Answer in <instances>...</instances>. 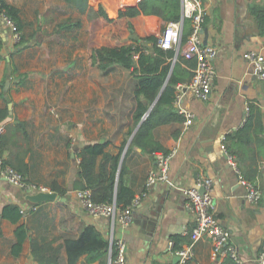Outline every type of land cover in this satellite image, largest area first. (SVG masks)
Listing matches in <instances>:
<instances>
[{"label":"crops","instance_id":"0c3cea01","mask_svg":"<svg viewBox=\"0 0 264 264\" xmlns=\"http://www.w3.org/2000/svg\"><path fill=\"white\" fill-rule=\"evenodd\" d=\"M5 1L19 10L24 22L21 31L25 42L18 49L11 32L0 22L3 41L0 107L7 106L9 114L1 122L0 132L6 130L7 124H12V134L18 138L17 143H11L9 151H4L3 157H11L16 162L21 159L29 180L50 190L52 184L59 185L66 188V193L62 199L33 202L28 197L31 193L0 176V264H39L30 251L32 237L62 243L57 264H70L64 239L77 237L90 224L100 230L109 243L112 235L126 241L128 264H176L179 257L170 250L168 242H174V237L180 247L190 242L189 230L194 220L182 187L194 184L198 175L212 179V214L229 229L230 241L236 245L239 257L246 264H260L256 258L264 250V156L258 158V172L252 174L251 167L255 166L252 160L248 157L238 160L235 141L226 140L224 149L221 136L243 127L246 106L253 101L261 109L262 122L257 126V134L264 139V78L257 76L244 55L249 50L264 54V34L260 33L250 10L253 4H264V0L201 1L200 35L203 41L217 48L212 90L207 100L195 97L188 88L182 89L178 100L174 99L173 107L179 113L181 108L193 112V121L188 126L183 124V117L153 127L154 140L165 151L175 148L169 162L170 182L158 181L149 189L132 208V221L126 227L111 216H92L75 195V190L81 188L74 185L80 182L79 148L103 139V142L109 140L106 149L115 153L126 141L124 154L139 123L129 134L133 109L126 118L105 115V109H108L105 97L110 96L108 86L118 79L114 76L116 67H123L102 71L92 60L93 48L83 56L81 27L85 20L97 18L103 22L96 31V37L103 41L98 46H114L129 43L132 35H156L166 21L159 15L144 13L110 21L97 14L93 3H100L105 12L113 16L123 0H88L84 9L77 5V0H62V4L72 10L62 13L59 19L45 4L47 0ZM182 7L180 0L181 16ZM49 15L54 16L48 19ZM38 17H41L39 21ZM77 19L80 22L75 24L73 21ZM62 22L67 26L62 27ZM184 22L186 38L191 21L186 18ZM126 24L130 25L129 38L115 43L116 33L122 34ZM62 41L67 55L63 70ZM190 69L193 72V67ZM133 79L132 91L136 85L134 76ZM18 121L21 124L17 125ZM263 142L251 144L257 150ZM156 152L137 145H132L129 150L124 179L135 194L144 189ZM239 174L244 179L246 174L254 175L251 180H246L261 190L258 201L248 200V186L240 180ZM10 202L26 212H21L16 221L1 214L2 206ZM20 223L26 225L27 236L16 252L13 248L17 240L15 228ZM228 256L214 255L211 239L203 237L193 244V255L185 264H229ZM110 258L109 246L99 257L89 259V255L83 253L72 264H110Z\"/></svg>","mask_w":264,"mask_h":264},{"label":"trees","instance_id":"16d2710c","mask_svg":"<svg viewBox=\"0 0 264 264\" xmlns=\"http://www.w3.org/2000/svg\"><path fill=\"white\" fill-rule=\"evenodd\" d=\"M93 1V0H92ZM97 8V14L102 15L107 20H113L121 16H135L140 13L156 14L161 16L166 23L176 21L180 18V0H123L118 4L116 13L108 15L100 3L93 1ZM77 5L84 9L88 5V0H77ZM0 10H4L15 22L19 30H22L24 22L19 15V10L14 5L0 0ZM252 14L257 20L260 33L264 34V4H253L250 7ZM75 24L80 21L74 20ZM185 25V22H184ZM62 27L67 23L62 22ZM185 31L183 40L185 39ZM157 37L154 34L137 36L132 35L129 43L121 45H101L92 49V60L98 67L108 72L116 66H121L130 70L136 78V85L133 90V125L129 129L131 133L134 126L141 120L143 114L151 106L147 115L142 119L136 129L129 146L124 154V141L117 152L113 153L106 146L105 142H90L83 144L77 154L79 161L80 182L74 184L75 187L89 188L92 199L96 202H112L115 200L118 207L128 205L135 193L124 179L126 172V156L132 145H137L149 151H165L166 149L158 144L153 137L154 126L174 120H182L183 116L173 107L175 97V86L184 82L192 75V69L196 63L194 58L187 59L177 55L174 48H163L157 44ZM25 42V35L22 32L21 40L16 43L18 49L22 48ZM3 45L0 31V49ZM182 63H185L184 66ZM157 98V99H156ZM247 114L243 127L226 135L227 140H234L238 160L250 158L254 167H251L252 174L257 173V160L264 156V142L258 146L257 150L251 144L253 141H264L257 132L258 125L262 122L261 109L255 102H248ZM7 106L0 107V124L8 116ZM21 122H17V125ZM11 132V133H9ZM13 125L7 124L6 130L0 132V157L6 149H10L11 143H17L18 138L13 134ZM18 156H16L17 158ZM4 158V157H3ZM4 163L10 164L16 170L24 174L23 162H17L10 158H4ZM245 177V176H244ZM246 179L254 178V175H247ZM29 179V178H27ZM58 195L66 193V188L59 185H51ZM3 217L13 221L18 220L22 213L15 203H6L1 208ZM17 240L13 248L18 252L22 247V242L27 236V228L24 223H20L15 228ZM178 239L174 237V248L180 247ZM110 243L108 239L94 225H86L77 237H67L64 239V247L68 256V263L72 264L83 253L93 259L102 255L108 250ZM62 243H54L53 240L32 237L30 240V251L39 264H57L59 262ZM229 264H238L231 257Z\"/></svg>","mask_w":264,"mask_h":264},{"label":"built area","instance_id":"2783aa9c","mask_svg":"<svg viewBox=\"0 0 264 264\" xmlns=\"http://www.w3.org/2000/svg\"><path fill=\"white\" fill-rule=\"evenodd\" d=\"M202 0H182V16L176 21H170L165 24L162 30L156 34L157 44L163 48H174L176 55H182L184 58H194L196 64L189 80L178 83L175 89V100L180 97L181 91L188 88L195 97L201 100H207L210 96L214 81V63L217 55V48L206 41H203L200 32L202 30L203 11L201 7ZM189 18L191 28L187 37L183 40L184 20ZM0 22L9 29L13 40L18 43L21 40V30L18 29L16 22L4 11L0 10ZM245 57L253 65L254 71L259 78H264V54L249 50ZM248 109V106H246ZM183 115V124L188 126L192 121L194 114L187 108H181ZM222 147L226 149V136H221ZM175 151L171 148L167 151H157L155 153L154 165L147 173L144 182V189L135 194L131 202L118 207L116 202H96L92 199L89 188H78L75 195L81 205L92 216H111L114 221H118L121 226L126 227L132 221V208L138 204L143 196L148 194L149 189L158 181L169 180V162ZM229 157H232L229 154ZM235 166V163L232 162ZM0 176L7 179L10 183L18 186L29 193L40 191H50L46 186L27 179L21 172L16 170L10 164L4 163L0 159ZM242 182L248 186L246 197L250 201H258L262 196L259 188L248 182L239 174ZM212 179L206 175H198L192 185L182 187V192L187 198V205L192 212L194 224L189 230L190 242L180 248H173V240H169V248L178 255L179 260L176 264H185L193 255V244L203 237H208L212 242V252L214 255H229L238 264H246L237 253L236 245L230 241V231L223 223L216 218L211 211L213 199L211 194ZM25 214V210H21ZM127 244L123 238L113 237L110 239V264H128L126 254ZM260 264H264V250L259 252L256 258Z\"/></svg>","mask_w":264,"mask_h":264},{"label":"rangeland","instance_id":"374dc122","mask_svg":"<svg viewBox=\"0 0 264 264\" xmlns=\"http://www.w3.org/2000/svg\"><path fill=\"white\" fill-rule=\"evenodd\" d=\"M45 4L51 8V10L55 11L56 19H59V16H62V13L69 12L72 10L69 8L67 4H62V0H47ZM53 13V12H52ZM54 15H49L48 19L52 18ZM41 17H38L37 20L39 21ZM54 21V20H52ZM103 22L98 20L97 18L87 19L84 22V26L81 27V46L83 48L82 55L89 53L91 48L98 46L103 41H100L98 37H96V31L101 28ZM129 27L130 25H125V30L123 29V36L121 37V33H116L115 36V43H120L122 41H126L129 38ZM22 32V31H21ZM128 34V35H127ZM118 36V37H117ZM64 40V38H62ZM66 47L63 45L62 41V70L66 66ZM73 46V50H74ZM116 71L114 72V76L116 83L108 86L110 90V96H106V107L105 115L109 118L112 117H122L126 118L127 114L133 109L134 106V98H133V76L130 74V71L126 68L116 67ZM102 90V89H101ZM128 120V118H127Z\"/></svg>","mask_w":264,"mask_h":264},{"label":"water","instance_id":"95a60500","mask_svg":"<svg viewBox=\"0 0 264 264\" xmlns=\"http://www.w3.org/2000/svg\"><path fill=\"white\" fill-rule=\"evenodd\" d=\"M157 99V98H156ZM10 106V104H9ZM151 106L148 108V110L143 114L141 120L139 121L137 127L140 125L142 119L147 115V113L149 112ZM136 127V129H137ZM101 142H103V139L100 140ZM28 197L30 200H32L33 202H41V201H46V200H54L56 198H64V197H60L58 195V193L54 190H50V191H40V192H36V193H31L28 194Z\"/></svg>","mask_w":264,"mask_h":264}]
</instances>
